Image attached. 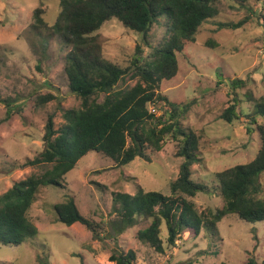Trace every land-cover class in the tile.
I'll return each instance as SVG.
<instances>
[{
	"label": "rangeland",
	"instance_id": "1",
	"mask_svg": "<svg viewBox=\"0 0 264 264\" xmlns=\"http://www.w3.org/2000/svg\"><path fill=\"white\" fill-rule=\"evenodd\" d=\"M39 6L45 10V20L53 24L60 0H43V4L41 0H0V194L15 181L43 171L40 166L21 168L20 164L44 149L49 115L59 128L65 110L81 107L82 100L71 91L63 68L70 47L44 30L39 36L32 27L33 11ZM219 8L218 15L199 27L196 40L178 53L177 75L162 80L159 87L161 95L178 105L176 116L182 126L200 136V160L192 166V178L208 190L190 199L205 213L223 206L216 173L250 162L261 144L258 132H248L245 121L228 122L221 115L234 98L241 110L252 114L253 103L246 93L264 96V0H222ZM240 21L244 23L239 28L219 27L221 22ZM98 33L104 56L129 67L138 56L141 62L150 59L153 47L165 41L166 27L163 22L153 25L150 44L116 18L106 21ZM138 45L142 52L137 56ZM237 79L243 83L233 87ZM135 83L125 76L117 88ZM47 93L56 98L36 105L35 97ZM103 99L104 94H99L98 100ZM164 103L155 104L156 116L163 113ZM177 146L168 136L160 151L150 152V161L137 157L124 166L96 151L82 156L62 180V187L39 189L29 210L39 232L19 245L0 244V264H44L40 260L46 264H114L110 255L119 249L134 250L137 264H245L249 257L264 264V220L247 222L227 215L216 228H202L195 238L185 233L175 247L163 253L137 238L149 220L139 218L135 226L122 232L115 228L116 193L135 194L139 187L171 193V182L184 160L176 155ZM261 180L264 186V174ZM70 197L81 214L98 223L97 237L80 222L67 225L58 220L54 205ZM161 231L165 239V225Z\"/></svg>",
	"mask_w": 264,
	"mask_h": 264
},
{
	"label": "trees",
	"instance_id": "2",
	"mask_svg": "<svg viewBox=\"0 0 264 264\" xmlns=\"http://www.w3.org/2000/svg\"><path fill=\"white\" fill-rule=\"evenodd\" d=\"M221 1L60 0V11L53 24L45 20L42 6L34 9L32 27L35 32L39 36L43 30L56 35L70 47L63 68L71 91L82 102L80 108L64 111V123L59 128L55 127L54 117L49 115L43 135L44 149L20 164L21 168L40 166L43 171L15 181L0 194V244L19 245L39 232L29 216L39 189L44 185L62 187L67 173L76 168L80 158L88 152L96 151L112 158L118 166L127 165L137 157L150 161V152L160 151L168 136L178 143L176 155L184 158L178 177L171 182V193L147 191L143 187L135 194L116 193L113 200L117 230L122 232L135 226L139 218H145L149 225L138 230L137 238L163 253L167 247H175L185 233L195 238L202 228H216L227 215H235L247 222L264 220L261 180L264 174V96L256 98L252 92L246 93L247 100L253 103L252 114L238 107L237 98L222 113L221 117L228 122L245 121L248 132H258L261 144L250 162L216 173L223 206L205 213L190 199L208 190L206 185L192 178V166L200 160V136L182 126L176 116L178 105L159 93L160 82L170 80L178 73V53L196 40L205 20L219 14ZM233 1L246 3L248 0ZM112 18L143 35L145 44H150L148 34L153 25L163 22L165 41L153 47L150 59L145 62L138 56L142 52L138 45V57L132 66L122 67L104 56L98 33ZM243 23L221 22L219 27L235 29ZM125 76L135 80V85L117 88ZM242 83L237 79L232 86ZM102 93L104 99L100 101L98 95ZM55 98L52 93L40 94L35 97V104L43 105ZM152 103H164L161 115L156 116L150 111ZM54 208L59 221L67 225L80 222L94 237L98 236V223L81 214L73 197L56 203ZM163 225L167 232L165 239L161 235ZM136 258L131 249L114 250L110 255L114 264H137ZM39 263L47 262L40 260ZM245 264L259 263L249 257Z\"/></svg>",
	"mask_w": 264,
	"mask_h": 264
},
{
	"label": "built area",
	"instance_id": "3",
	"mask_svg": "<svg viewBox=\"0 0 264 264\" xmlns=\"http://www.w3.org/2000/svg\"><path fill=\"white\" fill-rule=\"evenodd\" d=\"M149 108H150V111H151L152 113H154V114H158V111H157L156 106H155L154 103H152V104L150 105Z\"/></svg>",
	"mask_w": 264,
	"mask_h": 264
}]
</instances>
